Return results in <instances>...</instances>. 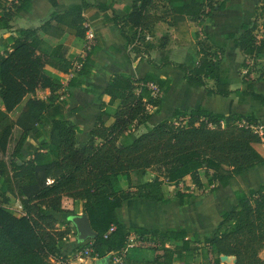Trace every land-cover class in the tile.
I'll use <instances>...</instances> for the list:
<instances>
[{
    "label": "trees",
    "instance_id": "16d2710c",
    "mask_svg": "<svg viewBox=\"0 0 264 264\" xmlns=\"http://www.w3.org/2000/svg\"><path fill=\"white\" fill-rule=\"evenodd\" d=\"M32 1L0 0V29L10 34L3 40L0 53V264L65 263L58 243L68 242L75 233L69 223L61 229L54 217L70 213L63 208L65 200L82 203V215L87 216L96 234L80 243L74 255L89 247L90 257L98 261L113 257L135 235L140 242L154 244V258L144 262L123 257V264H187L199 250L208 264H220V256L234 257L235 264H264V184L248 193L234 192L235 206L223 211L215 230L200 239L183 227L165 232L129 228L119 215L123 203L135 197L163 205L177 201L185 206L192 197L213 192L216 186L227 187L235 176L264 164L258 150H264V127L253 115L176 109L146 132L120 144L133 127L150 120V108L154 114L160 113V94L168 91L170 80L151 74L140 79L113 75L102 93L107 102L100 105L102 109L118 103L107 115L112 122L107 125L99 117L86 143L77 146V128L64 118L66 103L58 101L57 93L63 85L44 69L48 66L63 74L74 73L67 86L75 88L81 85V78L90 74L92 56L101 44L95 41L89 49L85 48L83 58L69 59L63 45L51 47L42 38L61 39L70 34L85 39L89 32L85 14L95 11L109 18L118 27L125 46L133 45L131 50L154 68L174 67L191 87H205V79L211 78L214 86L206 89L207 95L250 96L264 109V96L253 89L257 80H264V70L256 69L257 64H264V24L259 23L264 16V0H258L254 18L242 24L238 36L224 37L244 57L240 67L245 88L236 90L218 76L222 50L211 53L206 43L196 41L192 47L200 58L193 66H186L170 61L163 53L150 59L154 46L142 37L144 32L151 35L154 26L163 22L182 39H188L189 22L206 24L210 14L226 10L230 0H133L123 17L111 12L114 0L100 5L81 0L80 5L53 11L36 28L14 29L12 21L29 11ZM47 1L57 7L56 0ZM168 40V35L163 36L158 49L164 50ZM254 73L258 76L253 77ZM38 90H49L46 101L27 98ZM22 103L13 119L10 114ZM35 126L46 130L47 141L39 150H49L50 161L41 152H30L29 159L23 156L24 144ZM148 170L156 173L153 181L131 186V173ZM121 176L127 178L128 187L115 190L114 179ZM47 179L52 182L47 184ZM164 187L170 197H165ZM14 201L21 207L20 215L3 207Z\"/></svg>",
    "mask_w": 264,
    "mask_h": 264
},
{
    "label": "crops",
    "instance_id": "0c3cea01",
    "mask_svg": "<svg viewBox=\"0 0 264 264\" xmlns=\"http://www.w3.org/2000/svg\"><path fill=\"white\" fill-rule=\"evenodd\" d=\"M56 1L57 7L53 8L47 0H33L31 9L20 13L12 21V27L14 29L36 28L48 19L53 11L61 12L81 4V0ZM233 1L236 0H230L226 10L212 12L206 24L189 22L188 39H182L181 35L167 24L163 22L157 23L152 30V39L149 42L154 46V49L149 52L150 59H154L163 53L174 63L193 66L199 60L200 55L192 47V44L196 41H201L209 46L211 53H218L220 50L223 52V56L217 65L219 78L227 82L232 90L244 89L240 67L244 57L241 51L234 46L233 42L225 40L224 37L227 34L238 36L241 33L242 24L248 23L254 18L258 0H237L236 8L232 6ZM85 2L91 5H100L105 4L107 0H85ZM132 3L133 0H114L111 12L118 17H123L129 11ZM107 14L109 15L110 11ZM85 17L89 32L83 40L70 34H65L61 39L42 36L43 40L51 47L63 45L66 48V56L69 59L83 58L85 48L89 49L91 45L95 44V41L101 44V48L92 56L90 74L81 78V85L75 88L67 86L74 77V73L63 74L48 66L44 69L49 77L63 85L61 91L57 93L58 101L66 103L64 118L77 128L75 136L77 146H82L86 143L89 132L99 117L107 125L112 122L107 115L114 111L118 103L102 109L100 105L102 102H107V98L102 97V93L113 75L140 79L146 74H151L161 80L169 79L168 91L160 94L163 105L159 114L165 108L171 109L170 115L176 109L201 108L222 115H253L260 126L264 127V109L259 101L254 100L250 96H209L206 93V89H211L214 86V80L211 78L205 79V87L188 86L181 71L170 65L156 69L141 54H136L131 50L133 45L126 47L125 40L121 36L118 27L109 18L95 11H88ZM9 35L8 32L0 29V53L3 52V40ZM165 35H168V44L164 50L158 49L159 40ZM260 65L264 66V64L259 63L257 64V69H259ZM78 68L79 66H77ZM253 89L256 93L264 96V80H257L253 85ZM49 94V90H38L34 96L27 98L46 101ZM22 106L23 103L10 114L13 119H16ZM45 131L39 129V126H35L22 150L25 159L31 157L29 153L32 151L43 153L46 161L52 159V154L49 150H39V147L47 141ZM260 150L259 153L264 158V150L262 148ZM132 174L129 175L131 186H133ZM262 184H264V164L255 166L235 176L227 187L220 186L218 188L216 186L215 190L208 192L207 195L198 194L192 197L185 206H180L177 201L163 205L154 200L135 197L123 203L119 215L123 224L129 228H141L149 232H165L168 229L179 230L183 227L187 233L200 239L205 235H210L215 230L221 220L220 214L223 211H229L235 206L234 192L248 193L250 190L258 189ZM227 193L229 194L228 197H223ZM165 197H170V195L166 193ZM226 199L229 203L228 207H225ZM67 202L71 204L69 209L66 207ZM63 208L70 213L54 214V217L58 220V225L61 229L66 227L64 224L69 223L68 227L72 233H75V237L68 242L58 243L60 256L65 263L52 262L54 264H74V251L78 248L80 242L77 239L72 219L82 215V203H73L65 200ZM152 247H154V244L140 242L135 235H132L119 255L130 261L151 262L154 258ZM219 261L220 264H235V258L232 256H220ZM84 263L95 264L96 261L87 260ZM173 264H178V262ZM187 264H208V261L202 257V252L199 250L193 261Z\"/></svg>",
    "mask_w": 264,
    "mask_h": 264
},
{
    "label": "rangeland",
    "instance_id": "374dc122",
    "mask_svg": "<svg viewBox=\"0 0 264 264\" xmlns=\"http://www.w3.org/2000/svg\"><path fill=\"white\" fill-rule=\"evenodd\" d=\"M257 4H258V2H257ZM232 6L235 7V8L237 7V0L233 1ZM259 23L261 25L264 24V16L262 18H260ZM257 68L258 67L256 66V69ZM259 69H261L263 71L264 70V66L260 65ZM257 76H258L257 73L253 74V77H257ZM165 101L167 102V100H165ZM170 110H171L170 108H165V109L162 110L161 114H157L156 115V114L153 113V109L150 108V113H152L151 119L145 125H142V126H139V127H133L126 136H124V137H122L120 139V144H124L127 141H129L130 139L136 138L138 135H140L143 132H146V130H149L155 124L160 122L161 120H163V119L167 118L168 116H170ZM260 149L261 148H258L259 151H261ZM155 176H156V173L154 171H151V170H148V171H146L144 173H142V172H133V174H132L133 186H137V185L143 184L145 182H151V181H153ZM127 184H128L127 178H125V176H121L119 178L114 179L113 187H114L115 190H124V189L127 188ZM130 184H131V182H130ZM180 188H184L183 184H180ZM218 188H220V186H218ZM162 190H163L164 194L167 193L166 187H164ZM200 194L207 195L208 192H204V193H200ZM228 195L229 194L227 193L223 197H225V196L228 197ZM223 200H225V199H223ZM67 203L68 204H67L66 207H68V209L71 208L70 202H67ZM228 205H229V203H228V200L226 199L225 207H228ZM3 207L7 211L12 213V214H15V215H20L21 214V207L18 204V202L14 201V202H12V203H10L8 205H4ZM81 264H87V263H81Z\"/></svg>",
    "mask_w": 264,
    "mask_h": 264
},
{
    "label": "water",
    "instance_id": "95a60500",
    "mask_svg": "<svg viewBox=\"0 0 264 264\" xmlns=\"http://www.w3.org/2000/svg\"><path fill=\"white\" fill-rule=\"evenodd\" d=\"M17 164L20 165V162L17 161ZM72 223L75 227L77 239L80 243L91 240L95 238L96 234L91 229L87 216L85 214L81 216L74 217ZM110 256H107L99 261L96 264H108Z\"/></svg>",
    "mask_w": 264,
    "mask_h": 264
},
{
    "label": "built area",
    "instance_id": "2783aa9c",
    "mask_svg": "<svg viewBox=\"0 0 264 264\" xmlns=\"http://www.w3.org/2000/svg\"><path fill=\"white\" fill-rule=\"evenodd\" d=\"M142 37H143L144 42H146V43L150 42L151 39H152L151 35L149 33H146V32H144L142 34ZM135 45H136V43H135ZM51 182L52 181L50 179H47V184H50ZM91 253H92V251H91V249L89 247H87V248L83 249L82 251L78 252L75 255L74 264H81V263H84L87 260H92L94 262L96 261V263H97L98 259L94 258V257L93 258L90 257ZM122 258H123V256H121V255H114L113 257H110V260H109L108 264H123L122 263Z\"/></svg>",
    "mask_w": 264,
    "mask_h": 264
}]
</instances>
